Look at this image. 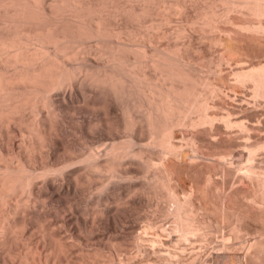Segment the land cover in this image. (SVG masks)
Here are the masks:
<instances>
[{"label": "bare ground", "instance_id": "1", "mask_svg": "<svg viewBox=\"0 0 264 264\" xmlns=\"http://www.w3.org/2000/svg\"><path fill=\"white\" fill-rule=\"evenodd\" d=\"M119 1L120 0L116 2L115 0H0V128L1 130H3V125L1 123L4 121L6 122V120H14V123H16L15 120H17V124L22 122V126L26 127V132H21V138H18V141L20 139L18 149L16 151L14 150L15 152L13 151L14 153L12 152V155L11 153H5L0 146V209H2V211L4 212L3 219L0 220V247L2 248L4 245L6 246L9 241L13 243V241H15L19 235L21 236H19L20 240L24 239L22 237L28 235L26 234V229L29 227V224L33 222H41V225L39 224V228L43 226L42 224L44 223H42V221L44 220H39L40 218H38L41 217L39 215L40 213L35 214L34 211L36 210V212H40V209H38L40 208L38 206L39 204L37 205L38 208L35 207L36 202L39 201L41 197L43 202L45 200V197L46 199L48 197L50 198V200H53V198H60L64 196L63 192L66 190V188L63 189V183H60L59 181H67V179H74L75 181L79 180V172L82 169L91 172H89V174L86 173V180L90 178L89 181H91L93 176H103L102 174L109 175L111 177V180L112 178H126L125 180L129 181V176H127L129 174V170L127 171L128 168L126 169L128 174L125 172L127 175L123 174L124 172L120 171L122 170V166L123 168L126 167V164H128L129 161L136 162L140 166L144 167H141L143 168V170L148 169L147 171H150L149 167H153L154 171H157V173L154 172L156 174H154L153 182L159 184L160 187L166 190V194H170L174 198L173 195L177 194L175 191L177 187L175 186L176 189L173 188L170 181L175 177H180L182 180L183 178L181 175H183L186 170L191 169V171H193L196 166H199V164L202 163L203 159H207L213 162V168H211L212 166H210L211 163L209 161L208 162L210 165L208 164V166L210 167V169H208L207 166V170L204 171L205 173L201 168L199 169V167H201L199 166V174H201L202 172L205 174H202L201 176L202 178H204L203 185L202 183H200L199 186L196 184L195 188H193V186L191 192L189 191L190 193L186 191L187 194H216L215 191L218 192L219 187L217 188L216 182L218 181L213 177V172L215 170H219V173L223 175V179L221 178L223 180H221V185L223 184V188L221 189V191H219L222 209L226 211L229 208L227 199L228 191L226 190L225 185L227 186L228 182V184L230 185L231 181L229 180L233 179V177L234 179H239L241 183L242 181H247L252 184L257 182L260 186H262L263 191L261 194L263 195L264 202V171L259 167V165L258 169L256 168L257 166H255L257 164L252 163L254 159V163H256L255 161L257 157V150L259 151L260 148H264V142L261 143V139L264 137L261 138L262 135L260 134V132H264V130H262V128L264 127L263 124H259L261 128V131H258L261 135L260 137L258 136L259 138H261L259 139L260 143L257 142V140L255 141L254 139L253 140L255 141V143L252 142L253 140H251L252 143H248L250 139L247 140L248 142H246V140H243L245 139L243 137L251 138L252 135L253 138V134L259 135L258 132L256 133V131L259 129V125H257L258 123H260V118H258L259 115L258 113H255L257 114L256 116H258L256 117L253 114V116L258 118L259 120L257 119L258 123L253 120L254 122L252 123H256V125L252 123L251 124L254 125L253 127L256 126L258 129L256 128L257 130L255 131L253 128L255 132H253V134L251 133L250 135V126L247 124V121L244 120V117L242 119L240 115V117L234 116L235 118H233L231 116L234 115L233 111V114L231 113L230 115L229 111L225 112V110L229 109L224 110V108H226L223 107L225 106L224 103L218 104L223 102L224 100L221 99L220 102L219 99L221 97L218 98V100L216 98L218 96H222V98H224L223 96H225L226 94V97L229 98L232 96H230L229 94L234 93L239 85V87L243 85L242 88L245 89V86H247L249 83L251 87H247L252 88L249 89L250 91H252V95L254 97L264 99V56L263 58H260L259 55L256 54H247L246 52L249 51L245 52L247 48L244 46V44H242V50L239 49L242 52V55L237 49L239 48V46L233 48V46L239 43H233L234 39L236 40L237 38H240V40H244L247 38L252 40L251 42L260 39L264 41V38H262V34H264V0H204V4H202L201 6L199 5L200 11L197 19H202L203 23L207 26H210L211 29H220V32L222 30V32L226 33L224 37H226L227 39L216 37L212 41L222 43L224 42L226 49H228L229 51H234L232 53H235L237 51L239 53H235V55L231 57V60H233V63H235V68H231L232 74L235 76V80H232L235 81L234 83H231L232 81L230 82L227 78V75L224 76V73L219 74V72L217 74L216 72L219 69H217L216 72L212 71L213 74L217 75L216 79L210 75L200 74V71H197V69L193 68V66L189 64L190 62L183 55H181V49H179L178 47L179 44L177 46L174 45L169 51H160L158 48L154 47L156 53L154 55L152 54L154 57L150 56L151 58L149 57L146 59L145 57L147 55L144 52V56H142L140 53H137L136 55L138 56L135 55L134 58H132L130 56L131 54L127 52L129 49L125 51V49L127 48L126 44L119 41L118 39L116 40L115 38L119 36L120 33L118 32L120 31V29L117 32V30L109 24V19L113 17L118 18L119 16L123 15L124 17L127 16V18H135L138 21L142 18H145L144 16L151 13L150 11L153 10L152 8L154 5L159 6V4L155 1H158L159 3H165V5L166 3H168L167 5L171 8V10H178L179 7H184L185 5L187 6V4H185L187 0H143V3H140L141 5L139 4L140 6L137 5L139 7L131 6V4L128 2L127 4H125L126 1L125 3H122L123 1ZM151 1L153 3H150ZM140 2H142V0H140ZM218 6H220L221 9H218ZM164 8L166 9V7ZM169 9L166 10L169 11ZM167 17L170 18V16H166V18L164 16V18H161L160 20H158V22L160 23L161 21H166V19L168 20ZM119 18L121 19V17ZM221 18H223V21L225 20L224 22H226V24H229V26H222L221 24L223 21L221 20ZM125 21L128 20L126 19ZM204 24L202 25L205 26ZM197 25L198 24H196V26ZM199 27L202 28V26ZM229 39H232L233 41H230ZM240 40L238 39V41ZM92 41H95L96 44H94V42L91 43ZM231 43L234 45H230ZM248 43H245L246 46H249L247 45ZM239 44L241 45V43ZM231 46L236 50H233ZM129 48L131 49V47ZM130 51L133 50L131 49ZM229 51L228 53H230ZM256 52L257 51H255V53ZM236 54L240 56H237ZM228 60L229 59H227L226 61ZM219 62L221 63L222 61L220 60ZM143 65L151 66L153 71H143L147 70L143 68L139 69L141 71L135 70L136 67H142ZM86 82L93 85V88L98 89L97 93H99V95L97 93L96 95L99 97V104L100 106H102L101 108L104 112V120L107 122L108 128L111 130L114 126H116L117 128L121 126L125 130L130 131L128 132L130 135L127 133V139L124 138L125 140L121 139L122 141H118L115 139L116 137H113V135H111L113 131L110 132L106 127V131L108 130V133L105 138L108 139V142L105 144L103 143L101 145L102 147L100 148L95 147L94 149H91V151L86 156L83 155L84 157L82 156L79 160H71V162H65L66 160H62L64 161V163H62L61 165H55L53 164L51 159V162L50 160L49 162L46 161L47 163H43L40 161L41 164L37 165L39 164L36 163L38 157L40 155H44V151L42 150L49 149L50 152L51 148L49 147L52 146V144L54 145V143L58 142L59 140H62L60 138L61 135L58 132H60L64 122L63 118L65 117H63V112L65 111L64 113L67 117L66 110L71 107L69 105H71L72 102H69L70 104H68V101L70 100L73 92V89L71 90V88L75 89L76 94H74L73 92V95L75 96L79 93L84 94L86 93L84 92L85 86L82 85L86 84ZM68 86H71V91H68ZM80 86L81 88L84 87L83 90L79 88ZM227 87H230L228 92H231L229 94L227 91V93L225 92V90H227ZM231 87L234 88V90H230ZM79 90L82 92H79ZM237 90H239V88ZM244 92L245 91L243 90L242 94H244ZM134 94L135 97L137 95V97L139 96L140 98L138 99L136 97L137 100L131 99V96ZM238 94L239 93H237V95ZM243 96H245V94L242 95V97ZM78 98L79 97L77 96V99ZM213 98H215L218 103L215 102V104L214 101L216 100H214ZM97 100L98 98H96V100L94 101L97 102ZM114 100H116L119 105L121 104V119L118 118L120 119L119 121L118 119H116V121L118 122L112 121V119L109 117V110L110 107L112 108L113 103H115ZM74 101L75 100H73V102ZM112 101L113 103H111ZM212 101L214 104L212 103ZM77 102L79 103L78 100ZM92 102L89 103V106L90 104H92ZM96 102H93V104L98 103ZM73 104L75 105V102ZM214 106L220 107L221 109H217L222 111L217 112L218 110L216 109V111H213ZM73 107L71 108L72 110L75 109H73ZM141 108L144 109L142 116L135 113L139 109L142 110ZM74 111L76 112V109ZM74 111L72 113L75 114ZM260 113L261 115L264 114V112ZM15 116L20 117L21 119H17V117L15 118ZM246 116H248V114ZM250 116L252 118V115ZM12 117H14L15 119H12ZM248 118L249 117H247L246 119L248 120ZM252 119H250L249 121L251 122ZM121 120L122 122H120ZM77 122L78 121L76 120V123ZM79 123L80 122H78V124ZM117 123H120L121 125H118ZM22 126L18 125V127ZM176 126H182L183 128L188 127V130H192L190 132L194 131V133H192V136H190L189 138L187 137L186 139L185 137H182V140H184V138L186 139V141L184 140L183 143L187 142V147L180 140L181 145L183 144V148L185 146L186 149H188V145L190 146V151L185 152L186 150H182V146H179L180 143L177 145L175 144L177 143L176 140H174V142L176 141L175 143L172 141V137L174 136L173 128L175 127L176 129ZM139 129H145L147 134L149 135L148 138L150 140H148L149 142L147 141L148 143L145 142L147 143L145 145L142 141L143 139L141 138L144 137L141 136L143 132L141 131L140 133L142 134H139V131H137ZM230 129H232V132L236 131L237 133L234 132V134H237V136L238 133H240V135H242V140L239 141V139L237 141L235 139L236 136L234 137L236 141L232 140L233 137H230L232 139H227L226 136L228 135L227 137H229L232 134L230 132ZM134 131L138 134L133 133ZM52 134H54L55 136H51ZM57 134L60 135L59 140ZM234 134H232V136ZM7 135L10 134L8 133ZM137 135L141 136H139V139H142L141 141L143 143V146H141V144L140 147L135 148L137 146L133 143L137 141ZM1 136H3V134ZM238 138H240V136H238L237 139ZM63 143L64 141L61 143V145ZM139 143H137V145ZM63 145H65V143ZM132 145H134L135 147H132ZM203 145H207L206 147L204 146L205 148H207V156H204L206 152L200 149L201 147H203ZM208 146H215L214 148H212L214 149V151H216L214 152L210 148L213 152H209ZM220 146H222L221 149L223 148L222 151H220L221 149L219 150ZM216 147H218V151L217 149H215ZM235 147H239L241 152H244L243 154L246 153V163H242L243 154H240V152H238L240 150ZM155 148L158 150L157 152L159 154L156 152L158 154V157L160 155V159L158 157L156 158L159 159L160 162L154 158V156L157 155L155 153L152 154L151 150H155ZM234 150H238L237 153L239 158H236L239 159V161L236 159L238 162L237 164H235V161L233 160L235 159ZM55 151L54 154L56 155ZM202 151H204L205 153L203 154ZM46 154L48 155L49 153H47L46 151ZM57 154L59 153L57 152ZM54 158L55 157H53V159ZM56 158L59 159V157ZM153 160L154 162L156 161V164L153 162ZM55 163L57 162L55 161ZM130 164L131 162L128 165ZM131 166L132 164L130 165V167ZM156 167L158 168V170H155ZM176 167H178L179 169H177ZM119 168L121 169L119 170ZM191 171H188V174L191 173ZM181 172L183 173L181 174ZM214 173V175H217L218 171L217 174L216 171ZM173 174L175 176L174 178ZM107 175L105 176L107 177ZM131 175L132 174L130 173V176ZM135 175L136 174H134L133 177H135ZM101 176H97V179ZM231 176L232 178L229 179ZM146 178L148 177L146 176ZM94 179L95 178H93L92 180ZM105 179L109 180L110 178L108 177ZM81 180L82 178L78 182H80ZM113 180V183H107V186L112 185L111 187L113 188L114 183H118V181L120 183L122 181H116V179ZM178 180H176V182ZM68 181L70 183V180ZM134 182H132L133 185ZM195 183H197L196 179ZM131 185L129 186L131 187ZM65 186L66 184H64V187ZM127 186L128 185H126V187ZM129 186L128 188L130 189ZM100 187H103V185ZM100 187L98 191L100 190ZM126 187L125 189L128 193L129 189ZM134 187L136 188V186ZM105 188L106 187L102 189ZM70 192L66 193V195L68 194V196L65 195L66 198H68L69 195L72 194V192ZM219 192L217 194H219ZM183 193L185 194L184 191ZM34 194H37V198L40 197V199H37L36 202ZM70 199L71 197H69L67 200L70 201ZM175 199V206H173L174 208L172 212H169L168 214L171 213V216L173 215L174 217L173 221L175 220V226H172L175 227L174 230H176L177 233L183 235L180 239H183L185 235L186 236L184 239L186 240L190 239L188 235H203V233L200 232L201 230L199 227L201 223H203V221L197 219L198 212L203 206H201V204H199L201 208L199 206H196L193 203L195 199H193L192 201V199H190L189 197L185 198L183 201H180L178 197H175ZM42 202L39 203L41 204ZM44 202L45 203H42V205L44 204L43 206H45L48 200ZM64 202H67L66 199L64 200ZM42 205L41 208L43 207ZM195 206L197 208H200H198L199 211ZM73 213L75 215L77 212ZM73 217H75L79 221L78 216ZM82 217L84 218V216ZM36 218H38V220ZM75 218L74 222L76 220ZM78 225H80V223H78ZM44 229L42 231V235H44L45 240L48 241L51 238H55L52 237L54 236V232L51 231L53 233V235H51L48 233L50 232L49 229L47 231H44ZM145 231L147 230H144V232ZM16 233L17 235H19L17 236ZM31 233L32 231L30 232V234ZM11 235L17 237L14 238ZM157 237L153 238L156 239ZM202 237L204 236H201L199 238ZM56 238L58 237L56 236ZM43 239L44 238H42V240ZM45 240L44 243L47 242ZM55 240L52 242L54 243ZM200 240L197 239V241ZM154 241H157V239ZM8 245L6 247L9 248L6 251L9 252V250H11L10 246L12 245ZM6 251H3L2 253H7ZM253 254L255 253L253 252ZM253 254L252 256L251 253H248L247 255H250L257 260L262 258L261 256H259L260 254H258V252L256 254L257 257L253 256ZM3 256L5 257V254H3ZM24 256L22 255V257ZM258 256L260 257L259 259ZM256 259L255 262H257ZM193 260L194 259L192 258V262ZM202 264H210V262L205 261Z\"/></svg>", "mask_w": 264, "mask_h": 264}, {"label": "rangeland", "instance_id": "2", "mask_svg": "<svg viewBox=\"0 0 264 264\" xmlns=\"http://www.w3.org/2000/svg\"><path fill=\"white\" fill-rule=\"evenodd\" d=\"M116 1H118V0H115V2ZM125 1H126V3H125ZM129 1L130 0H120L119 2H122L125 4H127V2H128L131 4V6H136V7H139L141 5L140 3H143V0H142V2H140V0H138V1L137 0H131L130 2ZM155 2H157L159 4V6L154 5L155 8L153 6V8H152L153 10L150 11L151 13L144 16L145 18L140 19L141 21L140 20L138 21L135 18L134 19H132L130 17L127 18V16L124 17V15L119 16V17H121V19L119 17H118L119 19L116 17L109 19L110 26H112L114 29H116L117 32L120 29V31L118 32V33H120L119 36L115 37L116 40L118 39L119 41L126 44L127 48L125 49V51H127L129 49L127 52L129 54H131L130 56L132 58H134V56L137 53L138 54L140 53L142 56H144L143 54L146 53L147 56L145 58L147 59L156 53V51L154 50V47L158 48L160 51H163V50L169 51L174 45L177 46L179 44L178 47H179V49H181L180 50L181 55H183L190 62V63L189 62L188 63L191 64V66H193V68L197 69V71H200L199 72L200 74L210 75L216 79L217 75L213 74V72H216V70L219 69V70H217L216 73L217 74L219 72H220L219 74L224 73L225 74L224 76L227 75V78L230 82L232 80H235V78H234L235 76L232 74V69H231V68H233V69L235 68V66H234L235 63H233L234 61L231 60V57L234 56L235 53H238V51L242 50V48H243L242 44H244V46L247 48V50H245V52L249 51V52H246L247 54H250V53H251L250 55L256 54V55H259L260 58H263V56H264V43L263 42L264 41L261 39L256 40V41L254 40L253 42H251L252 40L247 39V38L244 40H240V38H237L235 40L233 38L234 41L231 39L234 44H236L237 42L241 43V45L238 43L239 45L236 44L235 46H233L234 44H232V43L230 44L233 46V48L234 47L236 48L237 46H239V48H237L238 51L235 53H232L234 51H232L231 49H230L231 51L226 49L224 42L223 43L222 42H213L212 40L216 37H221V38L225 39L226 37H224V36L226 33L222 32V30L220 32V29L219 30L218 29H211L210 26H207L203 23L202 19H200V18L197 19V16L199 15V11H200L199 5L201 6L202 4H204L203 3V2H205L204 0H187L185 3V4H187V6L186 5L184 6V4H183L184 7H179L178 10H173V9L171 10V8L168 7V5H167L168 3H166V5H165V3H162V2H160V3L158 1H155ZM150 3H153V2L151 1ZM137 5H139V6H137ZM164 7H166V9L170 8L169 11L166 10ZM162 8L164 9V11ZM217 8L219 9L220 6H218ZM180 9H181V11H180ZM154 10H156V11H154ZM152 11H154V12H152ZM172 13H175V14H172ZM151 15H153V16H151ZM163 15L165 16V18H166V16H170L171 19L169 17H167L168 18V20L166 19L167 22L164 20V21H161L159 23L158 20H160L161 18H164ZM126 19L128 21H125ZM221 20L223 21V18H221ZM168 21H169V23H168ZM164 22H166V23H164ZM223 22H222V24L220 23L222 26H225V25L229 26V24H226V22H224V23ZM195 23L198 25L196 26ZM202 24H204L205 26H203ZM199 26H202V28ZM150 28H151V30H150ZM205 29H207V30H205ZM176 34H178V35H176ZM262 36H263L262 38H264V34H262ZM238 39L240 41H238ZM249 40L252 44L249 42ZM93 42H94V44H96L95 41H92L91 43H93ZM245 43H248L247 45H249V46H246ZM259 44H261V45L263 44V45L261 46ZM141 45H142V47H141ZM232 46H231V48H232ZM129 47H131V49L133 51H130L131 49ZM253 47H255V48H253ZM135 50H136V52H135ZM233 50H236V49H233ZM228 51L230 53H228ZM255 51H257V52L255 53ZM243 52H244V50H243ZM239 53L242 55L241 51ZM136 56H138V55H136ZM237 56H240V55H237ZM139 57H141V56H139ZM227 59H229L228 60L229 62L226 61ZM220 60L222 61L221 63L219 62ZM143 66L142 67H140V66L136 67L135 70L141 71L139 69L143 68V69H147V70L142 69L143 71H147V72L153 71L151 66L145 65L146 68H145V66L144 67ZM234 82L235 81H232L231 83H234ZM77 86H78V84H77ZM82 86H85V88L84 87L81 88V86L79 88L81 90H83V88H84V90H85L84 92H86V93H84V94L79 93L76 96L73 95V92H74V94H76L75 89L71 88V90L73 89L72 90L73 92H72V95L70 97V100L68 101V104H70L69 102H72V103H71V105H69L71 107L66 110L67 117L68 116L69 117L68 118L66 117V114L64 113L65 112L64 111L63 112V117H65V118H63L64 122H63V125L61 127L60 132H58V133H60L61 136L59 134H57L58 140L61 138L64 141L65 145H68V146L63 145L64 143L61 145V143L63 141L59 140L58 142L54 143L55 146L52 144V146L49 147V148H51L50 152H49V149L48 150L43 149L42 151H44L43 152L44 155H40L38 157L36 163H39V164H37V165H40L41 162L47 163V162H49V160L51 162V159H52L53 164H55V165H59V164L61 165L62 163H64L65 160H66L65 162H69V161L71 162V160L72 161L79 160L83 155L86 156L91 151V149H94L95 147L100 148V147H102L101 145L103 143L105 144L108 142V139L105 138L107 133H108L107 132L108 130L110 132L113 131L112 134L111 133L110 134L113 135V137H116L115 139L118 141L119 140L122 141L121 139L125 140L128 138V137H126V135L130 131L125 130L121 126H119L121 128L118 127L119 130L116 126L112 127L111 130L108 128V124L104 120V112H103V109L101 108L102 106H100V104H99V97L96 95L98 89L93 88L94 86L88 82H86V84H84ZM239 86L237 87V89L239 88V90H237L236 86H235L236 90L234 91V93H231V94H229L231 91L228 92L230 87L226 88L227 90H225V92L227 91L230 96L232 95L229 98L226 97L227 94L225 96H223L224 98H222V96L216 97L217 100H218V98L221 97L219 100L221 102V99H222V100H224L223 102L218 103L215 98H213V99L216 101H214V100L213 101H214V103L216 102L218 104L224 103L225 106H223V105H221V106L226 107V108H224V110L229 109V110H225V112L229 111L230 115L233 111L234 115H231L233 118H235L234 116L240 117V115H241L242 119L244 117V120L247 121V124L250 126L251 132H249V134L251 135V133L253 134V132H255L258 128L259 129L256 131V133L259 130L261 131L260 125L263 124V126H264V114L261 115V113H260V112H262V113L264 112V110H263L264 109V99L259 98V97H254L252 95V91L249 90L252 88L247 87V86H250L249 83L247 86H245V84H244V86L246 87L245 89L242 88L243 85H241V87H239ZM68 87H67V89L69 91L71 86L69 88ZM230 90H234V88L231 87ZM243 90L245 91L244 92L245 96L242 97V95H244V94H242ZM79 92H82V91L79 90ZM237 93H239L241 96L239 94L237 95ZM97 94L99 95V93H97ZM77 96L79 97L78 99H77ZM234 96H235V98H234ZM249 96H251V97H249ZM136 97H137V95H136ZM136 97L134 94L131 96V99L137 100V98L138 99L140 98L139 96L137 98ZM236 97H239V98H236ZM96 98H98V100H97L98 103L96 101H94V100H96ZM256 98H257V100H256ZM73 100H75L74 101L75 105L73 104L74 103ZM77 100L79 101V103L81 105L77 102ZM92 101L96 102L97 104H93ZM213 101H212V103H213ZM76 102H77V104H76ZM91 102H92V104H90V106H89V103H91ZM114 102L115 103H113V101L111 102V103H113V106H115V107H113L111 105L112 108L110 107L109 117L112 119V121L118 122L121 119V115H120L121 114V104L119 105V103L116 100H114ZM73 106H75V107H73ZM72 107H73V109L74 108L76 109V112L74 111L75 109L74 110L71 109ZM214 107H213V109H214L213 111H216V110H218L217 108H220L218 106H214ZM223 107H222V109H223ZM77 109H78V111H77ZM68 111H69V113H68ZM73 111L75 112V114L77 112L78 113L75 115L74 113H72ZM219 111L220 110H218L217 112H219ZM234 111L236 112V115H235ZM143 112H144V109H142V110L139 109L135 113L142 116ZM255 113H258L259 117L256 116L257 114H255ZM245 114L246 115L248 114V116H246ZM253 114L256 117L260 118V120L258 118H256L255 116H253ZM250 115H252L253 119L251 118ZM16 117L17 116H15V118ZM76 117H78V118H76ZM247 117H249L248 120L246 119ZM13 118L14 117H12V119ZM18 118H20V117H17V119ZM118 118H120V119H118ZM116 119H118V121H116ZM250 119H252L251 122L249 121ZM257 119L259 120L260 123H258ZM76 120L80 123L79 124H78V122L76 123ZM253 120H255L256 123H258L257 125L260 124L258 126V128L256 126L253 127L254 125H256V123H252V122H254ZM15 121H16V123H14V120H12V121L6 120V122L4 121L6 124L4 122L1 123L3 125V128H2L3 130H1V128H0V130L3 131V132L0 131L1 132L0 134L1 135L3 134V136L4 135L6 136V138L4 136V139H3V136L0 135L2 137V138L0 137L1 138V140H0L1 149L7 154L11 153V155H12V152L14 150L16 151L18 149V146L20 143V139L18 141V138H21L20 133L24 132V131L26 132V127L22 126L23 125V124H21L22 122L17 124V120H15ZM19 121H21V120H19ZM10 122H11V124H10ZM120 122H122V120ZM249 122H250V124H249ZM251 123L254 125H252ZM2 125H1V127H2ZM7 125L8 126L10 125V126L8 127ZM18 125L19 126L21 125L23 127V129H25V130H23L22 127H18ZM89 125H91V126H89ZM5 126L8 128H6ZM251 126H252V129H251ZM263 126H261V127H263ZM106 127L108 129L107 131H106ZM187 128L188 127L183 128L182 126H180V127H177L175 129V127H174L173 128V130H174L173 135L174 136L172 135L173 136L172 141L174 142V140H176L177 143H175L176 141L174 143L177 145L180 143L179 146L180 147L182 146V150H184V151L186 150L185 152L190 151V146L188 145V149H186V147H187L186 145L188 143L187 142L183 143V141L184 140L186 141L187 137L189 138L190 136H192V133H194V131L190 132L192 130H190V129L188 130ZM253 128L255 131L253 130ZM123 129L127 132H125ZM20 130H23V131H20ZM143 130H140V129L137 130V131H139V134H142V133H140L142 131L143 134L141 136H144V137L137 135L138 138H136V140H137L136 142L137 143L140 142V143L137 145V143L135 142L133 144H136L137 147H135L134 145H132V147L138 148V147H140L141 144H142L141 146H143L142 141L144 142V145L149 142L148 141V140H150L148 138L149 135L147 134L145 129H143ZM230 130H231L230 132L232 134H234V132H236V131L232 132V129H230ZM233 130H235V129H233ZM262 130H264V127L262 128ZM4 132H5V134H4ZM7 132L10 135H7L8 134ZM133 133H135V131ZM135 134H138V133H135ZM232 134L229 137H227L228 136L227 135L226 138L228 139L230 137H233V139L232 138H230V139H232L234 141H236V140L238 141L239 139H240L239 141L242 140V137H241L242 135H240V133H238V136H240V138H238V139H237V137H238L237 134H234L233 136H232ZM258 134H259V132H258ZM260 134L259 135L253 134V138H252V135H251V138L250 137L249 138L243 137V138H245L243 140H246V142H248L247 140L250 139L248 142V143H250L251 140L254 139L255 141L257 140V142L260 143L259 139L264 137V132L262 131V132H260ZM53 135L54 134H52L51 136H53ZM59 136H60V138H59ZM139 136L143 140L139 139L140 138ZM258 136L259 137L261 136V138H259ZM8 137H9V139H8ZM182 137H185L186 139L184 138V140H182ZM234 137L236 140L234 139ZM230 139H229V141H230ZM180 140L186 147L184 146V148H183V144L181 145ZM254 140L252 141L253 143H255ZM261 140H262L261 143L264 142V138H262ZM145 142H147V143H145ZM57 144H58V146H57ZM53 146H54V148H53ZM204 146L206 147L207 145H203V147H201L200 149L204 150L206 153L204 151H202V152H203V154L205 153L204 156H207V151H206L207 148H205ZM212 147L214 148L215 146H210L208 148L209 152L212 150L214 151V149ZM221 147L222 146L219 147V150L221 149ZM202 148H204V149H202ZM217 148L218 147H216L215 149H217ZM235 148L240 150L239 147H235ZM240 148H242V147H240ZM155 150L154 149L151 150L152 154L155 153L157 156H154V158L160 162V160H159L160 155L158 157L159 153L157 152L158 150L156 148H155ZM222 150H223V148L220 151H222ZM46 151H47V153H49L48 154L49 156L46 154ZM54 151H55L56 155L54 154ZM153 151H155V152H153ZM217 151H218V149H217ZM237 151H235V159H233L235 161V164L238 163L237 160L239 161V159H237V158H239ZM57 152L59 154H57ZM238 152H240V154L244 153V152H241V150ZM257 152H256L257 157L255 155V157H256L255 162L256 163H254L255 159L253 160L252 163L257 164V165H255V166H257L256 168L259 169V167H260L264 171V148H260V150L259 151L257 150ZM53 157H55V158L53 159ZM56 157H59V159ZM156 157H158L159 159H157ZM48 158H50V159H48ZM73 158H77V159H73ZM242 158H243L242 163H246V153L243 154ZM53 160H55L58 164L55 163V161H53ZM62 160H64V161H62ZM154 160H153V162H154ZM201 160H200V162H201ZM208 161L209 160H207V159L206 160L203 159V161H202L203 164L202 163L199 164V166H201V167L196 166L195 169H193V171H191V169H190V170H186V172H184V173L181 172V174L183 173V175H181L183 178L182 180L180 177L176 178L173 174V178L174 177L175 178L174 179L172 178L174 181L171 180L170 183H172L171 185L173 188L176 189V187H177V189L175 190L177 194L173 195L174 198L172 197V195L166 194L165 193L166 190H164L162 187H160L159 184L153 182L154 181L153 180L154 174H156L157 171H154L152 166H151L152 168L149 167L150 171H147L148 169L143 170L144 167L140 166L136 162L129 161V163L131 162V164H132L131 167H130L131 164L128 165L129 164L128 163V164H126V167H124L125 169L122 166L123 171L120 170L121 168H119V170L121 172H124L123 174H126L128 170L130 171V172L128 171V173H129V174L127 173L128 175L126 174L127 176H129V178L128 177L127 178L129 179L130 182L126 181L125 180L126 178H123V179L112 178V180H111V177L107 174H102L103 176L97 175V176H101L98 179H97V176L96 177L93 176L92 179L93 178H95V179L94 180L91 179V181H89L90 178H88V180H86V178H87L86 173L89 174L90 171L88 172L87 170L82 169L83 171L80 170L79 177H78V179L82 178V180L80 182H78L80 179L76 180L77 182L74 179H67V181L63 180L64 182L59 181L60 183H63V187H62L63 189L66 188V190H69V191L62 190L65 192V193L63 192L64 196L66 195V193H68L70 191L72 192V194H70L71 192L69 193L70 194L69 197H71L70 201L67 200L69 197L66 198V196H68V194L65 197L62 196V194H61L62 197L53 198V200H50V198H48V197H47V199L45 197V200H44V197H43L44 201L48 200V202H46L45 206H43L44 204L42 205V203H45V202L44 201L42 202V197H41V199H40V197L37 198V194H34L35 195V202L37 199L41 200V201L40 200L37 201L38 203L36 202V204H35L36 205L35 207H37V208H38V206L40 207V208H38V209H40L39 210L40 212H38V211L36 212V210H34L35 214L40 213L39 215L41 217H38V216H36V217L40 218L39 220H44V221H42V223H44L45 225L42 224L43 226H41L39 228V224L41 225V222L40 223L39 222H33V223L29 224V227H30L32 233L30 234L31 231H30L29 227L27 226L28 230L26 229V232H27L26 234H28V235L25 236L27 239L25 237H22L25 240L24 239L20 240V238H19L20 235L18 234L19 235L18 236L16 233V235L18 236L19 239L16 238V240L14 239L15 241L12 240L13 243H11V241H9L10 243L9 242L7 243V245L9 244L8 246L12 245V246H10L11 250H9V252L6 251L9 248V247H6L7 245L6 246L4 245L3 248L0 247L1 248L0 249V252H1L0 264H199V263L202 264L205 261L210 262V264H247V263L248 264L249 263L250 264H264V202H263V195L261 194L263 191V187L260 186L257 182L252 184V183L247 182V181H242V183H241L239 179H234V177H233V179H231L232 178V176H231L229 178L231 180L228 179L229 181H231L230 185L228 184L229 182L227 183L228 187L225 185V188L228 191V194H227L228 198L227 199H228V204H229L228 210L225 211L221 207V202H220V197H219L220 196L219 191H221V189L223 188V186H222L223 184L221 185V183L223 181L222 180L223 175H221V173H219V170H215L216 174L218 171V174L214 175L215 174L214 173L215 171H214L213 177L215 178V180L218 181V182H216V184H217V188L219 187L218 188L219 190L217 189L219 194H217L218 192H216V191H215L216 194H214V193L213 194H211V193L210 194L209 193H207V194H198V193L197 194L196 193L195 194H187V192L188 193L191 192V189L193 186H194L193 188H195L196 184L199 186V184L202 183V185H203L204 178H202L201 176H202V174L205 173L204 171L207 170V166H208L209 162L211 163V165L209 164L210 166H212L211 168H213V166H214V164L211 160L209 162ZM159 162H157V163H159ZM154 163L156 164V161ZM133 165H134V167H133ZM258 165H259V167H258ZM154 166H156V165H154ZM141 167H143V168H141ZM198 167H199V169L201 168L204 173L202 172L201 174H199ZM176 168L179 169L178 167H176ZM126 169H127V171H126ZM156 169L158 170L157 167L155 168V170ZM196 169H197V171H196ZM208 169H210L209 166H208ZM84 171H86V172H84ZM188 171H191V173L188 174ZM147 172H149V173H147ZM154 172H156V173H154ZM130 173L132 174L131 176H130ZM133 173L136 174L135 177H133L134 176ZM105 175H107V177ZM146 176L148 178H146ZM108 177L110 178L109 180H111V181L105 179ZM113 179H116V181L117 180H122V181L120 183H119V181H118V183H114L113 188L111 187L112 185L107 186V183L108 184L113 183V181H114ZM175 179L176 180L179 179V180L176 182ZM195 179L197 180V183H195ZM199 179H201V180H199ZM68 180H70V183ZM134 180H135V182H134ZM215 180H214V182H215ZM236 180H238V181H236ZM103 182L105 183V185ZM132 182H134V185ZM64 184H66L65 187H64ZM155 184H157V185H155ZM173 184H174V186H173ZM102 185H103V187H100ZM126 185H128V186L131 185V187L130 186L129 187H130V189L131 188L132 189L130 190L128 188V186L126 187ZM218 185H220V186H218ZM134 186H136V188ZM99 187H100V190L98 191ZM104 187H106V188L102 189ZM125 187L128 188L129 191H131V192L128 191V193H127V190L125 189ZM200 187H201V185H200ZM67 188H69V189H67ZM101 189L103 192L101 191ZM183 191L185 192V194L183 193ZM175 197L176 198L178 197V199L180 201H183L185 198L189 197L190 199H192V201H193V199H195V201H193V203L196 206L200 207L199 204H201V206H203L202 208L200 207L201 208L200 211H199L200 208L198 207L199 208L198 209L195 206L199 211L197 219L203 221V223H201V225L199 226L200 230H201L200 232H202L203 235H192L193 237L188 235V237H190V239H188V240L184 239L186 236L185 235L183 238L184 240L180 239V238H182L183 235L177 233V231L174 230L175 227H172V226H175L174 225L175 220L173 221L174 217H173V215L171 216V213L168 214L169 212H172V210L174 208L173 206H175L174 205L175 204L174 201L176 200ZM57 199L59 202L57 201ZM65 199L67 202H64ZM51 201H52V203H51ZM39 202H42V203L40 204ZM41 205L43 206L42 208H41ZM0 210H1L0 211V220H2L4 212L2 211V209H0ZM73 212H75V213L77 212L76 214H78V215H76V214L74 215ZM79 212H80V214L82 213L81 215L84 216V218L79 214ZM73 216H78V219L80 222ZM107 217H108V220H107ZM38 218H36V219L38 220ZM72 218H73V220H72ZM74 218L76 219L75 222H74ZM78 223H80V225H78ZM43 229H44V231H47L49 229L50 232L51 231L54 232V236H52V237H55V238H53L54 240L56 239L54 243L52 242V241H54L52 238H51L52 240L51 239L48 241L45 240L44 235H42ZM144 230H147V231L144 232ZM40 232H41V234H40ZM50 232H48V233L53 235V233L52 232L50 233ZM144 233L146 236L144 235ZM180 235H181V237H180ZM11 236H13V235H11ZM17 236H15V237H17ZM56 236L59 239L56 238ZM198 236L199 237L204 236V237L199 238ZM153 237L154 238L157 237L156 238L157 241H154L156 239H154ZM42 238H44V239L42 240ZM143 238H145V239H143ZM11 239H12V237H11ZM197 239H199V240L201 239V240L197 241ZM23 240H24V242H23ZM44 240L47 242L44 243ZM49 241H50V243H49ZM153 242H155V243H153ZM195 243L197 244V247H196ZM61 245H62V247H61ZM60 247H61V249H60ZM197 249H198V251H197ZM29 250H31V251H29ZM3 251L4 252L6 251L8 254L2 253ZM63 251H65V252H63ZM62 252H63V254H62ZM253 252L255 254H253ZM257 252H258V254H260L259 256L262 257V258H260L258 256V259L260 258L259 259L260 261L257 260L256 258L251 257L252 254H253V256L257 257L256 256ZM25 253H27V254H25ZM248 253H251V256L250 255L248 256L247 255ZM3 254H5V257L3 256ZM22 255L23 256L25 255L28 258L25 256L22 257ZM250 257H251V259L253 258L254 260L252 259V261H251ZM192 258L194 259L193 262H192ZM255 259L257 262H255ZM203 260H205V261H203Z\"/></svg>", "mask_w": 264, "mask_h": 264}]
</instances>
